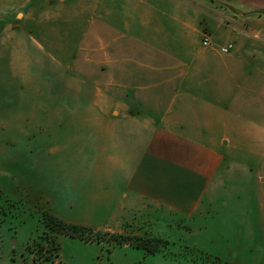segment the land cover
<instances>
[{"label":"crops","instance_id":"0c3cea01","mask_svg":"<svg viewBox=\"0 0 264 264\" xmlns=\"http://www.w3.org/2000/svg\"><path fill=\"white\" fill-rule=\"evenodd\" d=\"M4 2V30L30 23L43 32L38 47H70L78 32L76 67L69 56L48 60L47 99L64 113L78 99L80 110L94 112L84 124L111 139L117 153L105 146L103 160L125 176L111 230L138 216L192 214L221 174L238 170L264 183V0ZM56 25L62 30L53 34ZM12 36L1 33L0 45ZM247 154L260 163L244 165ZM0 264H12L5 251Z\"/></svg>","mask_w":264,"mask_h":264},{"label":"rangeland","instance_id":"374dc122","mask_svg":"<svg viewBox=\"0 0 264 264\" xmlns=\"http://www.w3.org/2000/svg\"><path fill=\"white\" fill-rule=\"evenodd\" d=\"M193 1L219 6L216 0ZM5 5L0 0V34L13 36L0 45V74L40 75L35 80L0 78V252H7L12 264L18 259L38 264L28 245L47 229L44 213L50 212L92 227L102 237L58 233L61 251L55 264H264V183L257 185L258 176L241 170L218 176L220 184L204 193L190 215L138 216L125 221L121 231L111 230L117 190L125 178L103 160L102 148L111 139L103 142L94 127L84 124L94 112L80 110L78 99L65 113L47 99L48 60L69 56L76 67L73 61L82 50L75 45L78 32L71 31L75 44L70 47H38L33 40L43 43V32L30 23L4 30ZM60 30L56 25L51 32ZM108 149L109 155L117 153ZM246 156L244 165L260 163ZM113 234L159 237L162 250L146 253L129 239L114 243Z\"/></svg>","mask_w":264,"mask_h":264},{"label":"trees","instance_id":"16d2710c","mask_svg":"<svg viewBox=\"0 0 264 264\" xmlns=\"http://www.w3.org/2000/svg\"><path fill=\"white\" fill-rule=\"evenodd\" d=\"M44 222L47 229L28 245V249L35 253V262L38 264H51L59 257L61 243L57 236L58 233H65L86 240H102L100 232H94L92 227L67 222L50 212L44 213ZM113 235L114 243L125 242L126 239H129L135 246L144 248L146 253L162 250L161 238L159 237Z\"/></svg>","mask_w":264,"mask_h":264},{"label":"built area","instance_id":"2783aa9c","mask_svg":"<svg viewBox=\"0 0 264 264\" xmlns=\"http://www.w3.org/2000/svg\"><path fill=\"white\" fill-rule=\"evenodd\" d=\"M203 44L204 45H212V42L210 40V37L209 36H206L204 39H203ZM233 48V43L229 42L223 46H220L219 47V50L221 53H229Z\"/></svg>","mask_w":264,"mask_h":264}]
</instances>
